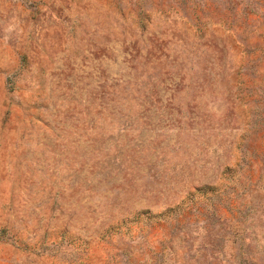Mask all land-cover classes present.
Here are the masks:
<instances>
[{"label": "rangeland", "instance_id": "rangeland-1", "mask_svg": "<svg viewBox=\"0 0 264 264\" xmlns=\"http://www.w3.org/2000/svg\"><path fill=\"white\" fill-rule=\"evenodd\" d=\"M0 264H264V0H0Z\"/></svg>", "mask_w": 264, "mask_h": 264}]
</instances>
